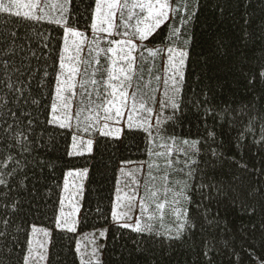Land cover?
I'll return each instance as SVG.
<instances>
[{"label":"trees","instance_id":"16d2710c","mask_svg":"<svg viewBox=\"0 0 264 264\" xmlns=\"http://www.w3.org/2000/svg\"><path fill=\"white\" fill-rule=\"evenodd\" d=\"M193 7L197 9L196 16L185 34L191 42L186 49L184 81L175 97L180 111L163 109L164 117L174 116V121L163 126L166 137L201 141L199 154L191 157L198 163L185 168V172L194 170V174L175 175L179 181L188 180L191 188L186 191L190 197L186 207L187 219L194 226L185 225V234L179 240L168 239L176 234L169 231L178 227L179 222H174V218L166 217L163 225L156 224L154 233H164L163 236L134 233L130 228L111 223L113 200L122 177L120 165L164 161L146 154L150 147L148 133L129 131L124 121L119 127L120 139L100 136L94 127L85 131L76 122L71 128L54 126L50 122L51 105L64 30L43 22H15L16 18L0 13V51L5 53L0 63L9 65L7 69L0 68V78L4 80L0 84V97L7 101L0 107V159L8 155L15 158L9 168L2 170L7 186L0 185V233H3L0 264H24L33 226L52 231L46 264H88L76 252V235L54 229L64 177L70 170L88 172L78 233L107 226L102 254L96 264H259V259L253 257L264 259V82L258 76L264 71V0H199L198 4L193 0ZM94 9L95 0H72L66 16L68 26L88 34ZM45 11L54 19L61 16L58 10ZM168 30L167 25L161 28L148 47H165ZM101 38L120 39L106 35ZM100 47L108 45L102 43ZM163 60L164 56H158L146 65L153 68V74L161 75V81L147 74L140 81L141 85L148 84L146 91L156 98L152 105L153 123L155 113L161 110L165 87ZM101 62L104 63L103 58ZM8 83L13 85L12 91L8 90ZM17 87L20 96L15 93ZM208 109L213 113L229 110L230 115L220 120L209 116ZM238 110L246 115L237 116ZM252 117H255L253 131L248 132L246 128ZM102 121L101 125L105 124ZM106 123L110 131L114 124ZM9 124L12 130L5 132L3 128ZM17 132L26 135L27 141L20 136L18 145L12 139ZM74 137L91 141V154L88 149L85 152V145L84 155H70ZM24 148L29 150L25 152ZM213 151L218 155L213 156ZM173 159L191 163L175 152ZM11 168L15 171L9 175ZM143 168L141 184L148 183L147 165ZM165 173L163 168L151 170V175L156 177ZM172 179L169 175V181ZM151 183L161 192L164 190L161 180ZM168 186L174 192L179 190L171 183ZM139 191L142 195L144 188ZM184 206L181 198L177 207Z\"/></svg>","mask_w":264,"mask_h":264},{"label":"snow or ice","instance_id":"6c2138e0","mask_svg":"<svg viewBox=\"0 0 264 264\" xmlns=\"http://www.w3.org/2000/svg\"><path fill=\"white\" fill-rule=\"evenodd\" d=\"M71 2L72 0H57L55 3L52 0H0V13L16 18L15 22L28 21L33 24L43 22L57 25L64 30V35L61 38L63 45L59 55V71L54 78L56 81L55 99L51 105L52 116L50 122L54 126L69 127L73 119L80 120L83 117L82 123L85 125L83 130L86 131L88 128L94 127L100 136H109L112 139H120L122 129L116 128L109 131L108 123L101 125V120L110 123L124 121L127 130L148 133L150 147L146 154L149 157H159L164 163L143 162L147 165L149 173L146 177L148 183L145 184H141L135 179L139 175L140 169L129 171L121 169L122 175L129 177L131 180L128 187H143L144 193L140 196L139 201H137L136 195H129L128 193H125L123 197H118V202L124 201L125 203H118L117 208H123L124 210L114 211L113 220L119 227L130 228L134 233L152 234L157 223L163 225L166 217L174 218V222H179L178 227L175 230H169L175 231L176 234L169 236L168 239L179 240L185 234V225L188 228L194 226L187 219L189 213L186 207L187 203L190 202V197L186 194V191H190L191 188L188 185V180L179 181L175 178V175L183 173L185 176L191 177L194 174V170L185 172V168H191L192 164L198 163L196 159L191 157L193 154H199L198 145L201 141L166 137L163 126L174 121V116L164 117L163 109L170 108L174 113L180 111V103L175 97L181 92L182 82L184 81V68L188 59L186 49L191 42L185 34L188 31V25L197 12V9L193 7V0H95V19L89 25L91 36L68 26L66 16L68 5ZM198 2L199 0H196L197 4ZM47 8L58 10L61 16L55 19L51 18L49 13L45 11ZM165 25L169 29L165 38V47L154 49L148 47L149 43H154L153 38L158 35L159 30ZM181 29H183V33ZM10 35L16 37L15 32H11ZM102 35L120 37V39L103 40ZM92 37H95V39L93 40ZM135 41H139V43ZM102 43L107 44L108 47H100ZM176 45H179V47ZM3 55L5 53L0 51V57ZM164 55L167 56L163 76L165 87L163 89V99L160 101L161 110L155 113V123H153L154 111L152 105L156 103V98L146 91L148 84L141 85L140 81L146 74L153 75L154 80L157 82L161 81V75L153 74V68L146 67V65L157 60L158 56ZM101 58H103L104 63L101 62ZM8 67L7 62L0 63V68L7 69ZM15 71H19V69H15ZM44 72L47 75V69H44ZM258 76L264 82V71H260ZM249 82L252 83V81ZM3 83V78H0V84ZM7 88L12 91L13 85L8 83ZM24 91H27V88ZM154 91H160V89H154ZM15 93L17 96L22 95L18 87L15 89ZM73 100H76L75 116L72 114ZM97 100L99 103H97ZM6 103L7 101L0 97V107ZM33 103L38 102L33 101ZM125 112H127L126 119ZM137 113L140 115L137 116ZM207 114L223 120L225 116L230 115V112L225 110L221 113H213L212 110L208 109ZM22 115L29 114L22 113ZM236 115H246V113L243 110H238ZM12 117L13 119L16 118L14 112ZM254 122L255 117H252L246 131H253L252 124ZM28 123L31 125V121ZM3 130L11 132L12 125L9 124ZM81 130L77 128V131ZM153 132L156 135H153ZM209 135L212 136L213 134L209 133ZM20 136H23L25 142L27 141L26 135L17 132L12 136V139H15L18 145L20 144ZM262 139H264V136H262ZM80 143L79 138L74 137L73 152L70 155L81 156L85 154L84 151L78 150ZM83 143L86 144L88 154H91L92 142L84 141ZM173 145H175V149H173ZM157 149H164V151H157ZM28 150V148L23 149L25 152ZM174 152L190 159L191 163L187 164L184 161L173 159ZM212 154L213 156L218 155L215 151ZM14 160L15 158L11 155L0 159V185L7 186L2 178L4 175L2 170L9 168ZM15 163L19 162L15 161ZM181 164L184 167H176V165ZM240 167H245V165H240ZM161 168L166 170L163 176L151 175V170L156 169L159 171ZM14 171L15 168H11L8 174L10 175ZM68 175L86 176V173H69ZM169 175L173 176L171 181H169ZM156 179L161 180L163 184L164 190L162 192L156 185L151 183ZM121 182L124 183V181ZM169 183L178 186L179 190L174 192L173 187L168 186ZM201 187L205 186L202 185ZM212 187L215 188L214 185ZM65 190H67V184ZM216 190L220 191L219 189ZM169 196H171L170 200L167 199ZM67 198L65 197V199ZM181 198L185 206L177 207L181 204ZM61 203L63 204V201ZM137 209L139 214L136 216L137 222L134 225L121 223V221H131V212ZM12 210H15L14 206ZM75 211L72 215H75ZM61 216L63 217V211H61ZM3 223L6 224L7 221H3ZM57 223L59 225L60 221ZM63 223L68 224L67 218L63 220ZM61 230L74 232L75 227L67 226L61 228ZM38 232L45 238L49 236L46 231L32 229L33 236L37 235ZM154 234L164 235V233ZM0 235H3V233H0ZM104 238L105 233H100V239ZM91 243L95 244V241H91ZM41 248L46 251L43 245H41ZM28 251L32 253L35 249L29 248ZM77 251H80V248H77ZM85 255L91 257L88 264H96L98 249L93 248L90 253H85ZM205 256H208L207 251ZM31 258V255H26L24 264H29ZM258 259L259 264H264V259L253 257V260Z\"/></svg>","mask_w":264,"mask_h":264},{"label":"rangeland","instance_id":"374dc122","mask_svg":"<svg viewBox=\"0 0 264 264\" xmlns=\"http://www.w3.org/2000/svg\"><path fill=\"white\" fill-rule=\"evenodd\" d=\"M95 19V16H94ZM94 22V20H93ZM91 35V30L87 35ZM71 39V38H70ZM136 43H139V41H135ZM166 61H167V56L164 55V60H163V76H164V70L166 68ZM115 83V82H114ZM57 115H59V113H57ZM127 115V112H125V117ZM154 117V116H153ZM126 119V118H125ZM107 122V121H106ZM123 121H121L119 124L121 125ZM115 124V123H114ZM120 125H113L110 128V131L112 129H116L119 128ZM80 140V145H79V149L82 151V147H84L86 144H84V140L83 138H79ZM73 147V146H72ZM86 147V146H85ZM85 152L87 151V147L86 149H84ZM73 151V148H72ZM144 166H146L143 163L140 162H134V163H124L121 164L120 167L121 169L123 168L125 171H129L131 169H140V173L137 177H135V179H137L140 183H141V177L144 173ZM78 170H71V171H67V173L65 174V179L63 181V187H62V194H61V200H60V208L58 210V214H57V218H56V222L54 225V229L55 230H59V231H65L68 232L66 230H61V228H66L67 226H74L75 227V231L71 232L74 233L76 235V245H75V249L76 252L80 258L81 261L83 262H89L91 257L89 255H85V253H90L92 251L93 248L98 249V259L96 261H98L101 257L102 254V250H103V241L106 238V234H107V226H103L100 228H97L95 230H91V231H86L84 233H78L77 230V226H78V221L80 218V214H81V193L82 190L85 187V176H78V175H73V176H69V173H84V172H76ZM80 171V170H79ZM121 181H124V183H122ZM131 183V180L129 177H124L122 175V177L118 180V186H117V191L115 192V197L113 200V207H112V212H111V223L113 224H117L114 222L113 220V213L114 211H123V208L118 209L117 205L118 203H125L124 201H119L118 202V197H123L125 193H128L129 195H136L137 201H139V197H140V188H135V186H133L132 188L128 187V184ZM66 184H67V190L66 189ZM65 197H68L67 199H65ZM63 201V204L61 203ZM126 206V205H125ZM75 211V215H72L73 211ZM61 211H63V217L61 216ZM139 214V210L137 209L136 211H132L131 215H132V220L131 221H121V223H131V224H135L136 221V216ZM67 218L68 220V224H64L63 220ZM58 221H60V224L58 225ZM118 225V224H117ZM38 229L41 231H46L49 233V236L47 238L43 237L42 235L39 234V232L37 233V235L33 236L32 235V229ZM30 232V237H29V241H28V248H27V252L26 255H31V259L29 261V264H46V255L48 254V250H49V241H50V234H51V230L43 228V227H39V226H33ZM100 233H105V238L104 239H100ZM91 241H95V244H92ZM41 245L44 246V248H46V251L42 250ZM29 248H34L35 251L32 253H29ZM77 248H80V251H77ZM44 257L43 259L41 257Z\"/></svg>","mask_w":264,"mask_h":264}]
</instances>
